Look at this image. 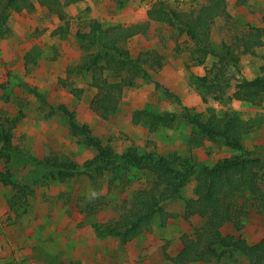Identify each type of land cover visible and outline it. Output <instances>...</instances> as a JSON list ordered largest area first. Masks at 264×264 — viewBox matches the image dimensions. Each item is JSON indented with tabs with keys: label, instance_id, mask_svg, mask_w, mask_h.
Here are the masks:
<instances>
[{
	"label": "rangeland",
	"instance_id": "rangeland-1",
	"mask_svg": "<svg viewBox=\"0 0 264 264\" xmlns=\"http://www.w3.org/2000/svg\"><path fill=\"white\" fill-rule=\"evenodd\" d=\"M205 2L163 5L183 20L184 15L191 17ZM224 2L227 16L210 23L213 48L224 50V45H236V38L244 37L260 45L246 55L241 53L242 48L233 49L238 53V62L225 69L229 78L225 98H208L206 102L198 79L207 75L217 59L209 56L201 62L198 48L176 24L150 20L147 12L154 5L149 0H75L63 7L62 18L39 6L33 13H12L8 32L0 35V123L18 120L13 147L44 163L59 155L81 166L94 157V151L80 137L69 133L67 120L37 101L31 93L35 90L50 106L64 105L76 123L86 125L93 137L117 155L176 153L197 168L211 167L241 152L220 142L193 143L194 128L188 117L233 113L250 127L241 137L244 152L260 155L264 163V101L251 105L227 99L241 81L264 75V0ZM96 24L102 29L148 26L145 35L129 39L124 46L131 59L147 60L143 63L145 73L140 72L134 87L123 89L120 110L112 116L94 111L96 91L89 75L68 71L92 52L80 46L77 35L91 37V28ZM60 29L65 32L60 33ZM157 61L161 66L158 69ZM73 90L82 93L77 97ZM138 112H169L177 118L171 127L151 129L139 120ZM0 171H9L15 180L26 181L39 180L44 174L43 168L20 155H12L9 162L1 161ZM155 179L154 167L130 169L117 180L109 172L95 181L84 175L60 182L53 176L39 182L29 202L16 209L9 207L13 191L0 184V264H173L170 259L182 250L184 238L192 237L204 223L197 216L185 218L186 202L196 198L195 181L163 204L170 219L162 224L155 216L148 232L124 246L94 231L97 224L118 221L135 195L151 194ZM261 189L264 196V184ZM245 198L248 214L243 229L236 231L231 225L222 228L223 234L233 238L236 250L257 244L264 237V197L246 194ZM209 264H247V258L235 253L230 259Z\"/></svg>",
	"mask_w": 264,
	"mask_h": 264
},
{
	"label": "trees",
	"instance_id": "trees-1",
	"mask_svg": "<svg viewBox=\"0 0 264 264\" xmlns=\"http://www.w3.org/2000/svg\"><path fill=\"white\" fill-rule=\"evenodd\" d=\"M74 1L68 0L65 4H61L60 0H0V35L3 37L8 32L7 23L12 13H33L39 6L62 18L63 7ZM165 7L163 4H155L147 12V17L157 22L176 24L198 48L201 62L209 56L217 59L207 75L199 78L198 81L205 102L208 98L222 101L229 83L225 69L227 66H235L238 62V53L235 54L233 49L242 48L241 53L246 55L253 53V49L260 43L252 44L244 37V39L236 38V45H224V50L218 51L213 48L209 33L210 23L217 17L227 16L224 0H206L204 6L197 11L194 10V15L191 14V17L184 15L186 18L183 20L178 13L168 11ZM147 27L146 24L102 29L96 24L91 28V37L77 35L80 46L87 47L92 52L68 71L75 75H89L91 87L96 91L93 109L98 115L112 116L119 112L123 89L134 87L140 72L145 73L143 63L147 60L142 57L131 59L124 46L129 39L137 35H145ZM59 31L65 32L63 29ZM155 64L157 69L161 67L158 61ZM31 93L39 103L51 109L55 115L67 120L69 133L80 137L85 146L92 149L95 154L81 166L59 155L53 156L49 163H44L13 147V131L18 120H4L0 123V162H9L12 155H20L27 157L31 163L44 170L41 178L35 181L15 180L9 171H0V184L10 187L13 191L9 202L10 208L24 207L34 195L35 187L39 182L53 176H56L60 182H67L84 175H87L89 180L95 181L109 172L112 179L117 180L123 172L130 169L154 167L156 179L151 194L135 195L129 207H124L121 211L118 221L95 225L96 234L115 238L122 246L128 244L150 230L155 216H159L162 224L170 219L172 216L164 211L163 204L173 200L182 187L195 181L196 198L186 202L185 218L197 216L204 219V223L192 237L184 238L182 250L170 261L173 264H209L230 259L238 253L247 258V264H264V237L257 244L236 250L233 238L222 233V228L226 225L233 226L236 231L243 229V221L248 214L246 194L259 199L264 197L261 189V185L264 184V163L260 155L244 152L241 137L250 131V127L235 114L225 113L221 117L211 114L207 118L201 115L188 117V122L194 128L193 143L202 140L220 142L226 147L241 152L240 156L218 160L211 167L197 168L191 160L182 158L176 153L153 156L126 152L117 155L109 146L103 145L101 140L93 137L86 125L76 123L73 115L64 105L50 106L42 94L35 90H31ZM73 93L78 97L82 91L73 90ZM227 99L251 105L262 103L264 75L241 81ZM136 115L151 129L158 126L171 127L177 118L175 114L169 112L158 115L138 112Z\"/></svg>",
	"mask_w": 264,
	"mask_h": 264
},
{
	"label": "built area",
	"instance_id": "built-area-1",
	"mask_svg": "<svg viewBox=\"0 0 264 264\" xmlns=\"http://www.w3.org/2000/svg\"><path fill=\"white\" fill-rule=\"evenodd\" d=\"M196 0H149L150 5H155V4H178V5H183V4H188V3H193Z\"/></svg>",
	"mask_w": 264,
	"mask_h": 264
},
{
	"label": "crops",
	"instance_id": "crops-1",
	"mask_svg": "<svg viewBox=\"0 0 264 264\" xmlns=\"http://www.w3.org/2000/svg\"><path fill=\"white\" fill-rule=\"evenodd\" d=\"M139 25V24H138Z\"/></svg>",
	"mask_w": 264,
	"mask_h": 264
}]
</instances>
